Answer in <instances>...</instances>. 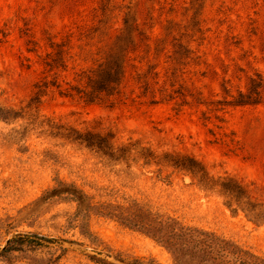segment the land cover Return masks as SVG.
Returning a JSON list of instances; mask_svg holds the SVG:
<instances>
[{
  "label": "rangeland",
  "instance_id": "rangeland-1",
  "mask_svg": "<svg viewBox=\"0 0 264 264\" xmlns=\"http://www.w3.org/2000/svg\"><path fill=\"white\" fill-rule=\"evenodd\" d=\"M100 3L0 0V116L7 117L0 118V248L19 232L61 239L45 245L26 241L16 252L20 258L10 263L0 255V264H43L57 255L59 264H202L101 214L90 216V229L124 261L95 251L69 222L76 203L43 198L57 180L74 183L98 202L136 200L158 219L215 233L264 259V221L232 210L218 189L200 187L191 174L169 163L192 156L210 176L239 182L264 211V0H113L106 34L86 39L82 33L99 26ZM127 12L148 37L150 52L144 59V47L133 54L114 104L68 95L81 70L96 63L98 52L123 27ZM197 22L201 32L193 37ZM181 41L195 58L174 87L182 94L171 99L160 90L168 86L172 92L163 81L173 43ZM56 43L71 47L66 68L57 74L44 64ZM155 47H163L162 53L156 55ZM253 78L262 79L261 101L234 104ZM52 123L110 131L126 157L113 161L84 144L54 137L48 130ZM149 154L161 164L148 161Z\"/></svg>",
  "mask_w": 264,
  "mask_h": 264
},
{
  "label": "trees",
  "instance_id": "trees-1",
  "mask_svg": "<svg viewBox=\"0 0 264 264\" xmlns=\"http://www.w3.org/2000/svg\"><path fill=\"white\" fill-rule=\"evenodd\" d=\"M115 9L116 7L113 0H101L99 6V26L85 30V32L82 33L83 37L93 40L95 35H105L108 22L113 18ZM192 31L193 34H191V36L193 37L201 32L198 22L195 24ZM163 43L164 39H161L159 41V46ZM64 46L65 44L56 43L55 51L47 53L44 58V64L49 68L50 72L55 71V74H57L59 70L66 68L67 55L71 47L64 49ZM142 47H144L143 52L145 55L142 56L141 59H144L150 52L148 37L145 36L143 31L139 30L135 20H131V15L127 12L123 19V27L116 34L114 39L98 52L100 57L96 60V63L87 69L81 70L78 74V84L70 85L67 89V94L78 95L88 102H108L110 105H113L115 96L122 92L127 68L134 60L133 54L137 50L142 49ZM162 51L163 47L161 49L155 47L156 55H159ZM168 58L170 64L166 71V79L163 82L165 86L169 82L171 87L169 91L172 90V92H167V86L162 87L160 93L162 96L165 94V97L167 93V97L174 99L182 94L180 89L174 90V87L182 80V75L184 73L181 72V70L190 64L191 61H194L195 51L189 46L188 42L184 43L181 41L178 44L173 43V51ZM156 67L157 65H155L154 74L155 78L158 79L159 71H156ZM150 69L149 73L151 71ZM143 86L145 90H148L150 87L148 81H145ZM39 88L37 94L40 95L42 91L40 85ZM180 88H183L182 83H180ZM262 93V79L253 78L251 79L248 92H240L233 103H259L262 99ZM1 111L2 109L0 108V113ZM0 118L6 119L7 117L0 116ZM48 130L50 135L54 137H61L84 144L87 148L96 150V152L106 156L110 160L119 161L126 157V152H124L125 148L116 146L115 135L110 131H81L73 127L58 125L56 123L49 124ZM150 156L152 155L149 154V157ZM148 161H155L158 165L161 164V160L160 158L158 160L157 156L150 157ZM166 162H168V160ZM169 163L191 174L193 178L197 180V184L200 187L206 190L218 189L227 198L226 204L232 210L237 212L241 209L255 222L259 223L264 221V211L260 206L258 207L257 204L251 201L245 188L233 178L219 177L216 179L210 176L200 162L188 155L173 158L169 160ZM55 197L75 202L76 210L69 221L71 226L78 227L81 233L89 238L95 251L99 253L106 251L108 255L117 257L121 262L124 260L118 258V255L114 254L112 250L105 246L91 231L89 219L92 214L115 217L123 225L151 234L157 240L164 242L173 251L182 255H189L192 259L202 264H264V259L260 256L249 250L243 249L237 244L215 233L188 227H179L172 219H158L148 208L136 200L130 201L127 205L126 203L113 205L111 203L98 202L74 183L67 184L63 180H57V186L47 190L43 198L49 199ZM59 240L61 239L38 232H19L7 241L5 247L0 248V255L5 257L10 263H13L14 260L20 258L19 254L16 252L20 253L24 250L23 245L26 241H33L34 244L38 245H45L43 241L52 244L59 242ZM54 248L60 249L63 252L66 251V248L62 246ZM60 258L61 255L51 256V258H48L43 264H59ZM92 259L97 263L102 261L95 256H92ZM25 264L31 263L27 261ZM33 264H40V260L33 262Z\"/></svg>",
  "mask_w": 264,
  "mask_h": 264
}]
</instances>
